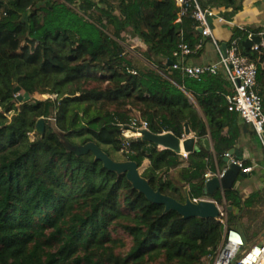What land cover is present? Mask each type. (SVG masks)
Here are the masks:
<instances>
[{"label": "trees", "instance_id": "trees-1", "mask_svg": "<svg viewBox=\"0 0 264 264\" xmlns=\"http://www.w3.org/2000/svg\"><path fill=\"white\" fill-rule=\"evenodd\" d=\"M198 1L229 9L228 21L243 8V0ZM178 13L176 0H0V264H211L225 233L219 219L165 213L92 153L67 152L53 131L136 162L154 189L179 202L187 186L193 200L204 198L205 174L215 160L225 165L244 128L228 109L224 76L196 80L171 67L180 44L195 48L201 38L192 18L176 22ZM263 33L248 27L233 38L257 67L264 113V48L243 46ZM126 34L147 47L141 57L127 49ZM26 93L30 100L19 101ZM138 117L153 134L179 138L189 123L199 149L187 166L182 154L142 138L122 152L121 126ZM209 137L214 152L203 144ZM222 194L211 198L242 211L228 213L229 228L264 233L263 194Z\"/></svg>", "mask_w": 264, "mask_h": 264}, {"label": "built area", "instance_id": "built-area-1", "mask_svg": "<svg viewBox=\"0 0 264 264\" xmlns=\"http://www.w3.org/2000/svg\"><path fill=\"white\" fill-rule=\"evenodd\" d=\"M176 4L179 7L176 22L181 23L185 17L192 18L197 24L196 28L201 29V38L195 48L187 43L180 44L173 53L175 60L171 67L180 71L184 77L196 80L204 75L224 76L232 86L231 94L227 96L229 111L238 113L246 124L253 127L264 147V113L257 80V67L242 55L239 38L232 37L223 42L218 39L214 30L217 26L231 25L225 18V13L229 9L203 7L198 0H176ZM206 40H210L215 47L217 61L203 65L193 64L191 60L204 50ZM224 43L227 44L226 52L223 50ZM260 48H264V41L260 45H255L253 49ZM132 73L137 74L136 71ZM121 130V151L129 153L131 140L141 138L142 132L149 130V125L138 117L133 118L129 125L121 126ZM188 156V153H183L185 159H188ZM226 156L239 165L245 174H251L253 171L251 167H245L243 161L233 159L230 154ZM222 174L223 172L220 171L215 174L207 172L204 177L207 182L213 177H221ZM221 214L220 221L225 225V233L211 264H264V235L256 243H249L247 247L239 229L228 227V212L224 207H222Z\"/></svg>", "mask_w": 264, "mask_h": 264}, {"label": "water", "instance_id": "water-1", "mask_svg": "<svg viewBox=\"0 0 264 264\" xmlns=\"http://www.w3.org/2000/svg\"><path fill=\"white\" fill-rule=\"evenodd\" d=\"M237 31V28H234ZM201 32V29L199 30ZM264 41V34L252 35L243 42V46L247 51L253 50L255 45H260ZM227 44H223V50L226 52ZM173 65V62H170ZM20 87L15 89V93L19 94ZM19 101L28 102L30 100L29 94L24 96H18ZM37 133L40 135L45 134V120L40 119L37 123ZM54 133L59 137L61 143L69 153H73L77 156H85L92 153L96 160L102 161L104 167L110 172L116 173L118 176H126L129 183L135 190L146 196V198L153 204H157L165 207V213L175 211L179 213L184 219H219L221 218L222 207L217 201L213 200V196L217 191L224 192L227 190H238L241 182L252 174H245L242 169L231 158L225 156L223 162L227 165V168L223 171L221 177H213L208 180L204 187L205 197L195 201L191 198L189 187H185V202H179L175 198L165 195L160 189H154L150 182L142 176L139 165L134 161H115L106 152H104L96 143L89 142L85 145L72 144L65 134L59 130L56 126H53ZM143 140L151 142L157 145L161 149L170 150L177 154L188 153L192 154L198 149L196 145V135L192 131L190 124H185L184 135L182 138L175 136L172 133H165L156 135L145 130L142 132ZM203 144L207 149H211L209 138L203 140ZM235 150L230 151V155H233ZM264 166V162H263ZM224 209L227 212H235L240 214V209L234 206H226ZM239 231L243 236V240L247 247H249L248 238L244 229L240 226Z\"/></svg>", "mask_w": 264, "mask_h": 264}, {"label": "crops", "instance_id": "crops-1", "mask_svg": "<svg viewBox=\"0 0 264 264\" xmlns=\"http://www.w3.org/2000/svg\"><path fill=\"white\" fill-rule=\"evenodd\" d=\"M242 5H243L242 10L238 12L231 21H229L231 24L230 26L226 25V26L215 27L214 30L219 40L226 42L229 39H231L233 37V34L235 33L234 28H237V30L248 28V27L264 29V0H243ZM213 54H214V58H213ZM215 57L217 58L215 47L210 42V40H206L204 50L200 52L197 56H194L191 62L196 65L214 63L217 61V60L216 61L214 60ZM239 122L240 124H242L244 131L241 137L239 138V141L234 148L235 151L233 152V155H231V157L235 160H241L243 162L247 161L251 163L250 166L253 169V171L251 172L252 176L249 178H252L256 174L259 175L260 183L259 185H257L256 191L263 194L264 196V166H263L264 147H263V144L261 143L259 137L255 134L254 129L251 125L246 124L241 118H239ZM209 142H210L211 149H208V150L211 152H214V144L210 137H209ZM198 145L199 144L196 145L197 149H199ZM228 154H230V152ZM187 163H188V159L183 162V165L181 167L187 166ZM213 166L215 170L208 171L212 174H215L218 171L223 172L227 168L226 164L224 166H219V163L217 160L213 162ZM252 194H253V190L248 189L246 190L245 197L248 198ZM262 206H263L262 207L263 213H262L261 219L262 218L264 219V203L262 204Z\"/></svg>", "mask_w": 264, "mask_h": 264}, {"label": "rangeland", "instance_id": "rangeland-1", "mask_svg": "<svg viewBox=\"0 0 264 264\" xmlns=\"http://www.w3.org/2000/svg\"><path fill=\"white\" fill-rule=\"evenodd\" d=\"M126 37H127V41H126V47L127 49L133 53L135 56H137L138 58L141 57L140 54L143 53L144 51H146L147 47L138 39V38H132L130 37L129 34H126ZM213 58H214V54H213ZM215 61L217 60V58L215 57L214 59ZM148 64V63H147ZM150 66V65H149ZM57 96H49V95H45L43 96L42 98L45 99V98H53V99H56ZM188 97H189V100L190 102L195 105L196 109L199 111V113L202 115V112L198 106V104L196 103V100L194 99V97L190 94H188ZM8 117L11 119L12 117V114H8ZM120 159V158H118ZM117 159V160H118ZM177 171L175 169H173L171 171V175L172 176H176L177 174ZM163 177L165 178V175H163ZM262 179V178H261ZM260 183V178H259V175L256 174L254 175L252 178H248V179H245L242 184L240 185V187L238 188V190H235L236 192H238L240 194V196H242L243 198L245 197L246 195V190L248 189H251L253 190V193H257V185H259ZM224 194V192H223ZM222 194V195H223ZM224 196V195H223ZM245 199H247L245 197ZM262 205L260 206L259 210L262 209ZM230 213V212H229ZM240 214H242V211L240 212ZM227 219H228V215H227ZM256 219V215H254V220ZM253 220V221H254ZM259 220V219H258ZM257 226V225H256ZM245 231V230H244ZM248 233V237H249V243L250 244H254L258 241V239L261 238L263 234H261L259 237H256L253 235V232H252V229L249 230ZM119 234H123L122 231L119 232Z\"/></svg>", "mask_w": 264, "mask_h": 264}, {"label": "clouds", "instance_id": "clouds-1", "mask_svg": "<svg viewBox=\"0 0 264 264\" xmlns=\"http://www.w3.org/2000/svg\"><path fill=\"white\" fill-rule=\"evenodd\" d=\"M197 138V137H196ZM198 139V138H197ZM199 142V141H198ZM182 155H183V153H182ZM223 193V192H222ZM214 200V199H213ZM216 201V200H215ZM219 204V203H218ZM226 204V206H230V205H228L226 202H224V204L223 205H220L221 207H226V206H224ZM229 213V212H228ZM248 243H249V240H248Z\"/></svg>", "mask_w": 264, "mask_h": 264}]
</instances>
